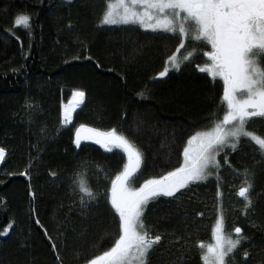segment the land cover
Returning a JSON list of instances; mask_svg holds the SVG:
<instances>
[{
    "label": "trees",
    "instance_id": "16d2710c",
    "mask_svg": "<svg viewBox=\"0 0 264 264\" xmlns=\"http://www.w3.org/2000/svg\"><path fill=\"white\" fill-rule=\"evenodd\" d=\"M105 10L106 0H0V232L8 229L0 264H88L118 238L108 196L125 158L94 143L77 146L81 125L115 130L135 146L137 186L179 168L190 137L227 111L223 82L199 70L205 43L186 40L182 48L177 33L103 24ZM20 15L29 16V28L15 23ZM174 54L178 68L167 63ZM81 91V106L61 124L64 106ZM249 130L264 138V118H253ZM216 160L220 167L206 180L175 198L149 199L142 218L162 237L149 264H203L199 244L213 243L221 214L225 234L235 239L240 227L245 237L232 264L245 250L248 264H264V152L241 138ZM81 181L95 199L80 191ZM248 181L245 208L237 193Z\"/></svg>",
    "mask_w": 264,
    "mask_h": 264
},
{
    "label": "snow or ice",
    "instance_id": "6c2138e0",
    "mask_svg": "<svg viewBox=\"0 0 264 264\" xmlns=\"http://www.w3.org/2000/svg\"><path fill=\"white\" fill-rule=\"evenodd\" d=\"M29 19L27 15H20L15 23L29 28ZM102 23H138L153 31L161 29L173 34L178 31L181 47L189 36L196 41H206L211 51H204L203 55L211 63L199 70L207 72L213 80L218 76L223 81L222 100L227 105L223 119L216 122L211 131L197 133L188 140L189 145L198 141V146L194 154L185 147L183 165L159 179L144 181L139 188L133 187L139 178L134 174L141 166L142 156L124 135L117 134L115 130L101 133L83 125L76 129L77 146L81 132L87 131L107 150L110 151V145H114L127 156L123 171L111 180L108 196L119 217L118 238L108 251L94 257L88 264H149L151 250L162 240L160 235L149 233L142 218L150 198L160 195L175 198V194L189 183L206 180L212 175L213 168L220 167L216 160L219 152L226 145L235 150L241 138L255 142L264 152V138L249 130L253 118H264V67L259 66L264 62V0H106ZM184 59L188 60V57ZM167 63L178 68L180 61L174 54ZM167 73L166 67L158 75L164 77ZM73 95L77 104L84 97L82 91ZM71 111L69 108L62 112L61 124L71 120ZM4 155V149L0 148V160ZM251 187L248 181L237 193L246 201L245 208L251 205ZM80 191L95 199L82 181ZM217 195H220L219 191ZM36 222L39 224V220ZM234 232L235 239L225 234L223 215L217 217L212 229L214 243L199 244L203 264H232L236 252L242 247L241 241L245 239L240 227H236ZM7 234V228L0 232V236ZM53 250H57L55 244ZM243 256L241 264H248L249 252L245 250ZM57 260H60L59 255Z\"/></svg>",
    "mask_w": 264,
    "mask_h": 264
},
{
    "label": "rangeland",
    "instance_id": "374dc122",
    "mask_svg": "<svg viewBox=\"0 0 264 264\" xmlns=\"http://www.w3.org/2000/svg\"><path fill=\"white\" fill-rule=\"evenodd\" d=\"M137 25H139L138 23H137ZM144 29H146V30H149V31H153L152 29H150V28H145V27H143ZM156 31H158V32H164L163 30H161V29H157ZM155 31V32H156ZM171 33V32H170ZM177 34H179V32L177 31L176 32ZM180 35V34H179ZM186 40H191L192 42V44H199V43H205L206 44V46H208V50L206 49V51H211V46L210 45H208L207 43H206V41H196V40H193L192 38H191V36H189L188 38H186L185 39V41H184V46H185V42H186ZM183 48V47H182ZM185 56H188V55H185ZM190 56V55H189ZM176 57H177V59L179 58V56H177V54H176ZM181 58V57H180ZM179 60V59H178ZM204 60H205V62H204V64L201 66V67H204L206 64H210L211 63V61H209L208 60V57H206V56H204ZM260 67H261V65H259ZM170 68H173L171 65H170ZM204 73H206V74H208L207 72H204ZM216 79L217 80H220V81H222V79H220L218 76L216 77ZM223 82V81H222ZM76 97H74V95L72 96V99L64 106V108H63V110H62V112L65 110V109H69V108H71L72 109V111H71V118H72V115H73V113L81 106V104H82V100L80 101V103L81 104H77L76 103ZM71 122V120L70 121H65L63 124L64 125H68L69 123ZM214 127H215V124L211 127V128H209L208 130H206V131H202V132H198V133H206V132H209V131H211L212 129H214ZM86 128V127H85ZM86 129H90V128H86ZM100 132V131H99ZM107 132H109V131H106V132H101V133H107ZM117 133V132H116ZM117 134H119V133H117ZM119 135H121V134H119ZM195 135H197V133H195L194 135H192V136H195ZM191 136V137H192ZM190 137V138H191ZM75 140H76V134H75ZM85 142H89V143H94V144H96V145H98V146H100V147H102L104 150H107L105 147H103L101 144H99V143H96V140H95V138H91V133H88L87 131H82L81 132V139H80V143L79 144H81V143H85ZM197 146H198V141H194L191 145H189L188 143L186 144V147H188L189 149H190V151H192V153L194 154L195 153V150H196V148H197ZM227 146V145H226ZM225 146V147H226ZM110 147H111V150H118V151H120L123 155H124V158H125V164L127 163V156H126V154L123 152V150L122 149H120V148H117V147H115L114 145H110ZM217 157V156H216ZM2 160H0V162H1ZM184 164V155H183V161H182V165ZM123 171V170H122ZM138 171H139V169H137V173H138ZM175 171V170H174ZM136 173V174H137ZM136 174H134V175H136ZM160 178V177H159ZM159 178H153V179H159ZM146 181V180H145ZM144 183V181L143 182H140V184H138L137 186H134L133 185V187H135V188H139L142 184ZM213 243H214V240H213Z\"/></svg>",
    "mask_w": 264,
    "mask_h": 264
},
{
    "label": "bare ground",
    "instance_id": "6f19581e",
    "mask_svg": "<svg viewBox=\"0 0 264 264\" xmlns=\"http://www.w3.org/2000/svg\"><path fill=\"white\" fill-rule=\"evenodd\" d=\"M79 104H81V103H79ZM240 256V255H239Z\"/></svg>",
    "mask_w": 264,
    "mask_h": 264
}]
</instances>
